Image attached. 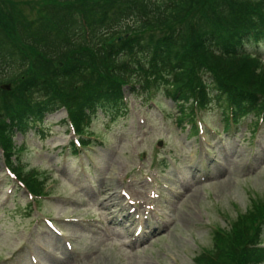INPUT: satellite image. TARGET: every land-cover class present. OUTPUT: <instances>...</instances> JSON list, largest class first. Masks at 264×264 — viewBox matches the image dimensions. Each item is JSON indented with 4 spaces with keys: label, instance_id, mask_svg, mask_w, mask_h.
I'll use <instances>...</instances> for the list:
<instances>
[{
    "label": "rangeland",
    "instance_id": "rangeland-1",
    "mask_svg": "<svg viewBox=\"0 0 264 264\" xmlns=\"http://www.w3.org/2000/svg\"><path fill=\"white\" fill-rule=\"evenodd\" d=\"M47 2L12 0L7 4L13 15L4 8L0 18L33 20L40 17ZM240 50L264 60V44L259 49L243 44ZM126 97L120 117L98 113L94 119L101 146L95 145L96 153L89 154V162L84 159L89 164L90 182L79 172V160L62 162L59 154L71 138L63 135L66 128L59 124L66 118L65 111L46 117L43 134L34 129L24 136L15 134V145L27 146L20 157L26 171L37 168L47 184L56 182L52 191L56 199L29 217L20 206L27 203L24 193L8 194V189L0 186V264H30L26 258L29 248L37 256V264H195L203 250L214 253L213 229L227 228L238 214L248 213L253 200L258 205L264 202V125L254 133L253 115L243 117L228 131L221 124V111L212 106L202 113L208 125L218 130L220 139H198L188 137L186 124L182 128L176 125L178 108L170 97L156 96L158 110L141 97ZM139 120H146L143 127ZM159 141L163 143L160 149ZM156 168L162 171L155 180L170 187V191L161 183L158 187L162 197L156 202L159 217L155 214L154 218L164 221L159 226L161 233L139 246L126 244L128 235L114 217L122 200L120 191L142 192L147 197L148 183L142 174ZM4 170L0 158V178H4ZM176 189L178 195H174ZM94 215L97 219L105 216L106 227L90 228L89 218ZM36 216L40 220H84L59 224L65 227L71 252L44 227L39 230ZM260 240L264 246V231Z\"/></svg>",
    "mask_w": 264,
    "mask_h": 264
},
{
    "label": "trees",
    "instance_id": "trees-1",
    "mask_svg": "<svg viewBox=\"0 0 264 264\" xmlns=\"http://www.w3.org/2000/svg\"><path fill=\"white\" fill-rule=\"evenodd\" d=\"M11 1H0V11L5 8L9 16ZM47 1L33 20L0 18V85L13 86L10 92L0 89V140L7 149V120L43 115L63 103L78 121L82 108L119 97L125 85L141 91L165 86L182 102L178 121L194 97L200 105L213 99L225 122L227 109L238 116L264 113V62L256 53L237 54L244 43L264 44V0ZM55 62L63 65L54 69ZM263 227L264 203L239 217L230 231L218 232L212 258L197 263L263 264Z\"/></svg>",
    "mask_w": 264,
    "mask_h": 264
}]
</instances>
